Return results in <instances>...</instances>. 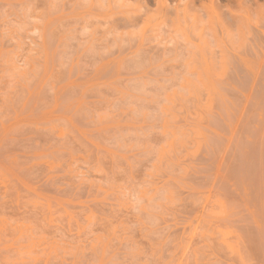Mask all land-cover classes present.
I'll return each instance as SVG.
<instances>
[{"label": "rangeland", "instance_id": "obj_1", "mask_svg": "<svg viewBox=\"0 0 264 264\" xmlns=\"http://www.w3.org/2000/svg\"><path fill=\"white\" fill-rule=\"evenodd\" d=\"M200 1L0 0V264H264V0Z\"/></svg>", "mask_w": 264, "mask_h": 264}, {"label": "bare ground", "instance_id": "obj_2", "mask_svg": "<svg viewBox=\"0 0 264 264\" xmlns=\"http://www.w3.org/2000/svg\"><path fill=\"white\" fill-rule=\"evenodd\" d=\"M146 4L157 3V0H142ZM182 0H167V7L170 11L171 16L177 18V8L181 5ZM232 1L233 0H201L200 8L204 11L205 15L211 20L215 21L216 24H220V19L224 18L227 21H234L237 19V15L232 12ZM244 0H238L237 8L243 9ZM257 3V0H255ZM239 16V14H238ZM215 24V23H213Z\"/></svg>", "mask_w": 264, "mask_h": 264}]
</instances>
